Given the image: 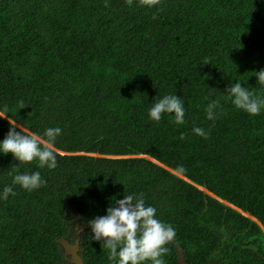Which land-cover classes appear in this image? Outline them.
Returning <instances> with one entry per match:
<instances>
[{
  "label": "trees",
  "instance_id": "16d2710c",
  "mask_svg": "<svg viewBox=\"0 0 264 264\" xmlns=\"http://www.w3.org/2000/svg\"><path fill=\"white\" fill-rule=\"evenodd\" d=\"M262 68L264 0H0V110L29 132L62 129L55 169L0 155V191L17 172L46 180L0 199V264H73L60 237L109 264L86 222L129 193L175 228L166 264L179 248L188 264H264V111L224 94L239 80L264 97ZM165 94L182 97L184 124L148 120ZM8 129L0 119V139Z\"/></svg>",
  "mask_w": 264,
  "mask_h": 264
},
{
  "label": "clouds",
  "instance_id": "9594fccd",
  "mask_svg": "<svg viewBox=\"0 0 264 264\" xmlns=\"http://www.w3.org/2000/svg\"><path fill=\"white\" fill-rule=\"evenodd\" d=\"M127 2L132 4L133 0ZM143 3L153 6L157 0H143ZM255 76L264 89V68L255 71ZM224 94L237 109L250 115H259L264 111V97L255 95L248 87H242L239 80L229 83ZM149 104V121L159 122L167 114L173 117L177 125L185 123L186 109L182 97L165 94L159 98L155 97L154 102ZM218 107L219 102L216 100L205 106L207 120L214 121L218 118ZM10 113L6 106L0 110V119L6 118L9 123L7 133L0 139V155L11 154L12 160L18 162L13 164V167L35 162L37 168L55 169L57 154L54 144L62 134V129L56 126L47 127L42 133L29 132L18 123H13L9 119L12 116ZM192 132L204 138L209 135V132L200 126H194ZM177 167L179 172L186 171L183 165ZM45 184L46 180L42 178L40 171L17 172L12 176V184L4 186L0 191V199H7L10 194L15 195L13 185L33 191ZM86 223L91 239L107 249L109 264H166L167 245L176 236L175 228L158 218L157 208L147 204L142 193H129L122 199L111 198L105 214L95 216Z\"/></svg>",
  "mask_w": 264,
  "mask_h": 264
},
{
  "label": "water",
  "instance_id": "95a60500",
  "mask_svg": "<svg viewBox=\"0 0 264 264\" xmlns=\"http://www.w3.org/2000/svg\"><path fill=\"white\" fill-rule=\"evenodd\" d=\"M79 228V232L84 230L85 227L81 226L78 224L77 226ZM58 242L63 246L64 248V253L68 255L67 260L70 263L73 264H84V260L82 256L80 255V238L77 237L74 242H70L67 238L65 237H60L58 238ZM177 262L179 264H188L185 255L182 251L181 248L177 250Z\"/></svg>",
  "mask_w": 264,
  "mask_h": 264
},
{
  "label": "rangeland",
  "instance_id": "374dc122",
  "mask_svg": "<svg viewBox=\"0 0 264 264\" xmlns=\"http://www.w3.org/2000/svg\"><path fill=\"white\" fill-rule=\"evenodd\" d=\"M96 154V153H95ZM107 156V155H106ZM108 156H110V155H108ZM128 156H140V155H128ZM247 215H249V214H247ZM250 216V215H249ZM252 217V216H251ZM252 218H254V217H252ZM254 219H256V218H254ZM257 220V219H256ZM182 249V251H183V248H181ZM183 253H184V251H183ZM184 255H185V253H184Z\"/></svg>",
  "mask_w": 264,
  "mask_h": 264
}]
</instances>
